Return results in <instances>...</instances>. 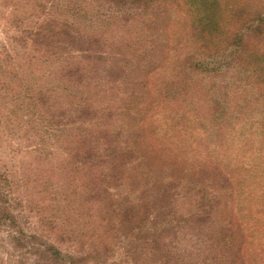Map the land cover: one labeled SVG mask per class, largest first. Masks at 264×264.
Listing matches in <instances>:
<instances>
[{
	"label": "rangeland",
	"instance_id": "obj_1",
	"mask_svg": "<svg viewBox=\"0 0 264 264\" xmlns=\"http://www.w3.org/2000/svg\"><path fill=\"white\" fill-rule=\"evenodd\" d=\"M69 1L39 0L44 13ZM36 4L0 0V169L10 174L9 206L24 232L13 243L0 229V264H53L43 254L49 245L83 264H264V93L253 79L216 54L204 57L175 2L155 7L154 17L100 27L124 58L111 60L94 87L65 84L60 93L68 106L83 100L102 113L109 137L95 138L109 147L99 148L107 165L68 166L70 133L40 130L29 86L17 87L26 77L56 86L54 67L29 65L9 24L38 12ZM170 58L180 63L176 82ZM154 130L166 140L187 136L181 164L161 154ZM128 151L133 161L104 180Z\"/></svg>",
	"mask_w": 264,
	"mask_h": 264
},
{
	"label": "trees",
	"instance_id": "obj_2",
	"mask_svg": "<svg viewBox=\"0 0 264 264\" xmlns=\"http://www.w3.org/2000/svg\"><path fill=\"white\" fill-rule=\"evenodd\" d=\"M166 1L175 2L176 9L183 13L180 20L184 23V33L188 37L191 36L200 51H205L204 57L207 56L205 53L216 54V57L224 60L223 66H236L253 79L255 85L264 93V0H70L66 6L55 5V8H59L58 13L53 10L44 13V4L36 0L38 12L33 10L28 17L26 13L25 20H20L14 15L9 24L11 29L20 34L15 41L19 43L29 65L54 67L52 75H56V86L49 89L48 86L36 87L32 85L33 81L26 77L27 84L18 79L17 87L18 90L26 92L23 86H29L31 91L27 92L25 100L29 101L28 109L33 111L34 116L37 119L40 117L39 122H36L40 130H60L71 134L65 135L63 144L68 146V166L78 168L94 164L107 165V158L102 154V150L99 151L104 144L95 137L107 139L109 135L108 129L101 121L102 113L89 102L78 100L73 106L62 102L61 85L78 88L90 83L88 85L94 87L91 83L97 79L99 73L108 71L107 68L113 64L111 60L124 58L120 50L116 51L107 46L109 38H105L104 31L100 32V27L109 32L119 21L126 23L133 17V21L144 20L151 15L154 17V8ZM51 7L54 8V5ZM24 21H27L26 25H23ZM22 26L24 28H20ZM191 57L195 60L194 56ZM170 60L172 82H176L179 76L175 70L180 63L175 58ZM179 74L181 76V73ZM160 105H157L158 108ZM151 119L152 127L156 129L159 121L154 120L153 116ZM96 120L100 121L95 123ZM184 137L187 138L184 135L176 140H166L156 134L155 130L152 134L161 154L172 163L178 164L186 157L185 152L178 147V144L185 145L187 142ZM104 147L105 151H109L108 145ZM199 155L202 154H197ZM134 158V153L128 151L123 157L115 159L116 162L104 172V180H117L118 167L125 168ZM211 159L212 157L203 160ZM9 180L8 171L0 169V229L7 227L5 231L14 243L20 241L16 237L17 234L24 235V232L18 223L17 214H14L9 206ZM90 185L96 187L95 184ZM201 199L200 208L203 209L208 204L206 199ZM156 210L159 211V208ZM240 223L243 224L242 220ZM123 227L125 228V225ZM114 230L115 226L112 231ZM139 231L142 233V227ZM25 235V239L31 240L33 244L34 235ZM130 236L137 237L133 233ZM44 250L43 254L53 264H83V259L80 258L82 256L61 253V250L53 245L44 247ZM102 251L106 253L107 247L104 246Z\"/></svg>",
	"mask_w": 264,
	"mask_h": 264
}]
</instances>
